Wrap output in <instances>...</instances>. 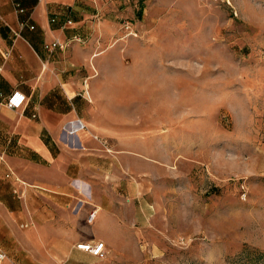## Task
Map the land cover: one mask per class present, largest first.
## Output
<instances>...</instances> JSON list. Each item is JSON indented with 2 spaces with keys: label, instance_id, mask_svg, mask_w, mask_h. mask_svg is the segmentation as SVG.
Returning <instances> with one entry per match:
<instances>
[{
  "label": "rangeland",
  "instance_id": "rangeland-1",
  "mask_svg": "<svg viewBox=\"0 0 264 264\" xmlns=\"http://www.w3.org/2000/svg\"><path fill=\"white\" fill-rule=\"evenodd\" d=\"M135 4L100 53V141L54 205L78 237L38 264H264V0Z\"/></svg>",
  "mask_w": 264,
  "mask_h": 264
},
{
  "label": "crops",
  "instance_id": "crops-1",
  "mask_svg": "<svg viewBox=\"0 0 264 264\" xmlns=\"http://www.w3.org/2000/svg\"><path fill=\"white\" fill-rule=\"evenodd\" d=\"M135 2L0 0V264H38L78 237L55 220L54 205L100 141L86 119L96 109L100 53ZM13 91L25 96L19 108L5 105Z\"/></svg>",
  "mask_w": 264,
  "mask_h": 264
},
{
  "label": "built area",
  "instance_id": "built-area-1",
  "mask_svg": "<svg viewBox=\"0 0 264 264\" xmlns=\"http://www.w3.org/2000/svg\"><path fill=\"white\" fill-rule=\"evenodd\" d=\"M201 1H210V2H216L219 0H201ZM126 28H129L128 23L125 25ZM67 46V42H59V41H53L50 44L51 48H59L63 49ZM25 96L19 92V91H13L11 92L5 101V105L8 108H19L23 102H24ZM78 125L81 126V123L78 121ZM95 211H91L88 217L89 221H92L95 217ZM76 248L89 252L90 254L96 256V257H102L104 254V243L102 241H89V242H79L76 244Z\"/></svg>",
  "mask_w": 264,
  "mask_h": 264
}]
</instances>
